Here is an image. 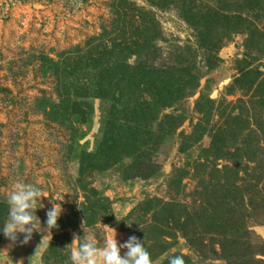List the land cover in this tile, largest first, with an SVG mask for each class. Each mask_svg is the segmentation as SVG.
<instances>
[{
	"label": "rangeland",
	"instance_id": "1",
	"mask_svg": "<svg viewBox=\"0 0 264 264\" xmlns=\"http://www.w3.org/2000/svg\"><path fill=\"white\" fill-rule=\"evenodd\" d=\"M130 1L159 36L131 55V89L88 99L83 115L63 93L96 74L74 58L113 0H0V230L16 182L45 196L44 231L27 244L0 231V264H71L74 236L102 247L116 232L144 242L154 264H264V0L186 2L235 17L220 25L187 22L178 0Z\"/></svg>",
	"mask_w": 264,
	"mask_h": 264
},
{
	"label": "trees",
	"instance_id": "2",
	"mask_svg": "<svg viewBox=\"0 0 264 264\" xmlns=\"http://www.w3.org/2000/svg\"><path fill=\"white\" fill-rule=\"evenodd\" d=\"M150 1L159 7H165V5L174 2V0ZM178 1L183 2L181 15L189 23L199 24L212 21L215 25H220L221 23L229 24L235 18L224 9L206 11V7L199 10L192 5H186V2L194 4L196 0ZM109 7V15L102 17V32L91 37L87 44L81 48L79 57L74 58L75 63L81 66L80 70L85 73L84 76L89 75L86 70L88 71L90 68L96 72L87 83H79V85L73 86L75 93L70 88H67L63 93L65 98L72 99L69 102L74 111L79 109V112L76 111L75 113H82L81 105L88 104L90 98L110 99L114 85H118V88L131 89L128 84L130 82L128 73L132 67L129 63L131 55L136 51L139 53L148 51L150 49L146 45L148 38H158L159 36V21L153 14L151 16L144 7L137 6L130 0H113ZM236 18L243 21L247 20L239 15ZM149 68V70L158 69L155 64ZM164 68L168 69L166 66ZM138 69L141 68L138 67ZM144 81L140 80L134 84V91L143 92ZM167 92L169 90L163 89L160 93L163 95ZM137 97L141 101H145V95L142 94ZM83 115H86V112H83Z\"/></svg>",
	"mask_w": 264,
	"mask_h": 264
},
{
	"label": "clouds",
	"instance_id": "3",
	"mask_svg": "<svg viewBox=\"0 0 264 264\" xmlns=\"http://www.w3.org/2000/svg\"><path fill=\"white\" fill-rule=\"evenodd\" d=\"M44 197L41 189L36 185L16 182L8 193V218L0 231L13 242L17 241L18 233H22L24 238L20 243H29L34 232L44 231L41 219L36 215V210L41 208L38 207V201ZM62 211L59 203H54L53 207L48 210L46 214L48 235H51L53 228L59 227L57 221ZM115 215L118 220H121L118 214L115 213ZM83 228L85 234L84 225ZM80 237L82 236H74L71 243L76 245L70 251L71 264H154L151 253L146 249L144 242L136 236H131L126 242L120 244L116 232L114 237L111 235L104 237L102 247L97 245L96 239L91 235H83V240L77 244ZM122 249H127L123 255ZM168 264H186V261L182 255H173L168 258Z\"/></svg>",
	"mask_w": 264,
	"mask_h": 264
}]
</instances>
